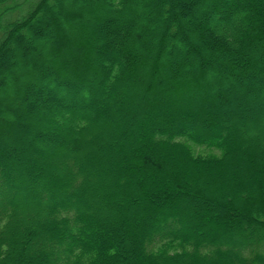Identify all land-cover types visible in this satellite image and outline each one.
Returning a JSON list of instances; mask_svg holds the SVG:
<instances>
[{
    "label": "trees",
    "instance_id": "16d2710c",
    "mask_svg": "<svg viewBox=\"0 0 264 264\" xmlns=\"http://www.w3.org/2000/svg\"><path fill=\"white\" fill-rule=\"evenodd\" d=\"M0 66V264H264V0H0Z\"/></svg>",
    "mask_w": 264,
    "mask_h": 264
},
{
    "label": "rangeland",
    "instance_id": "374dc122",
    "mask_svg": "<svg viewBox=\"0 0 264 264\" xmlns=\"http://www.w3.org/2000/svg\"><path fill=\"white\" fill-rule=\"evenodd\" d=\"M54 10L56 11V13H58V12H60V9H58V8H56V7H54ZM90 13V12H89ZM171 13V12H170ZM172 14V13H171ZM164 15V14H163ZM11 17L13 18V17H15V14H11ZM164 17V16H163ZM48 20H50L49 18H46V21H48ZM151 21V20H150ZM149 21V22H150ZM148 24V27H150L151 25H152V22H150V23H147ZM69 26V25H68ZM68 28H71L70 26L68 27ZM72 29V28H71ZM142 30V34H146L147 33V30L145 29H141ZM107 38H108V36H107ZM174 40H176V42H178L179 40L178 39H176V38H174ZM35 41H38L37 39H35L34 38V41L33 42H35ZM43 42H45V40H43ZM47 42V41H46ZM45 42V43H46ZM180 42V41H179ZM94 43L95 44H97L96 43V41L94 42L93 41V45H94ZM74 46H76V47H78V45L76 44V43H74L73 44ZM96 46V45H95ZM179 46H180V44H179ZM114 48H116V49H118V47L117 46H115ZM64 50L65 49H63L62 51L64 52ZM19 53L17 54V59L15 60L16 61V63H20L21 61H20V58H19ZM12 61H14V59L12 60ZM12 64H16L15 62H11ZM0 67H2V68H4L3 70H5L6 68H9L8 66L6 67H3V66H0ZM12 67V66H11ZM13 68V67H12ZM21 68H23V66L21 67ZM4 74V72L1 74V76ZM17 79H15V78H13V77H10L9 79H8V82H9V84L6 86V84L4 85V88H3V86L1 85V83H0V95H2L3 96V98H5V96L7 97H9V92H10V90L11 91H13L12 90V88L14 87L13 85H14V82L16 81ZM12 82H13V84H12ZM11 93V92H10ZM42 97H43V95H42ZM85 97V96H84ZM8 100H11V98H8ZM13 100H15V102H17L18 100H16V99H13ZM19 102V101H18ZM20 103H21V101H20ZM20 103H15V105L17 104L18 106H20ZM21 111H23L24 110V108H22V109H20ZM39 112H40V115L42 114H44L43 113V111L42 110H39ZM4 114H7V113H4ZM8 116H7V118H19V116H17V114H16V112H14L13 110H9L8 111V114H7ZM99 123H101V121L99 122ZM260 134H262V135H264V129H262L261 128V130H260ZM41 143H42V146L48 151V152H50V153H53V152H56L57 151V145H59V146H61V145H63V141H61V140H58V141H56V143H55V141L53 140V139H50L49 137L48 138H43L42 139V141H41ZM192 148L194 149V150H196L199 154H219V152L217 151V150H214V149H208V148H204V147H201V146H194V145H192ZM68 149H69V151L70 152H74V149L75 148H69L68 147ZM46 157V156H45ZM36 166H38V164L40 163V161L39 160H36ZM68 165H70L69 163H65V164H63L62 166H60L59 164H57V167H59V169L60 170H64L65 168L64 167H68ZM92 180V178H90L89 176H86V181H88V182H90ZM14 193H17V192H14ZM11 195H12V193H11ZM43 201H45V200H43ZM91 214H93L92 212H87V215H91ZM27 217H29L30 219L31 218H34V219H40V220H42V219H44V216H43V213H42V211L41 210H39L38 211V209H36L34 212H31V211H28V210H26V214H25ZM25 216V217H26ZM128 227V229H129V231L132 233V234H134L133 232L135 231L134 230V227L132 226V225H128L127 226ZM100 228L98 227V226H92V230H94V231H98ZM33 252V251H32ZM33 254H36V253H34L33 252Z\"/></svg>",
    "mask_w": 264,
    "mask_h": 264
}]
</instances>
